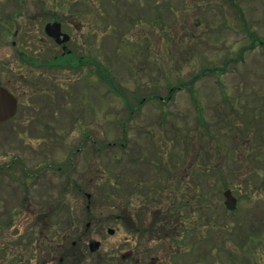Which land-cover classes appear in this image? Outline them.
<instances>
[{
    "label": "rangeland",
    "instance_id": "1",
    "mask_svg": "<svg viewBox=\"0 0 264 264\" xmlns=\"http://www.w3.org/2000/svg\"><path fill=\"white\" fill-rule=\"evenodd\" d=\"M20 1L30 12L0 0V84L28 82L29 92L0 124L3 231L78 236L80 264H113L139 241L137 253L149 246L172 264L168 240L147 229L167 217L163 198L175 189L195 197L192 214H174L192 219L180 264H264V0ZM61 1L62 21L96 25L99 36L75 47L87 57L81 68L54 69L67 78L57 96L49 67L24 64L18 49L52 47L45 11ZM93 62L120 92L96 78ZM226 188L234 209L223 203ZM129 228L144 232L131 238ZM90 239L100 241L92 253ZM68 247L44 254L76 264L80 252Z\"/></svg>",
    "mask_w": 264,
    "mask_h": 264
},
{
    "label": "flooded vegetation",
    "instance_id": "2",
    "mask_svg": "<svg viewBox=\"0 0 264 264\" xmlns=\"http://www.w3.org/2000/svg\"><path fill=\"white\" fill-rule=\"evenodd\" d=\"M77 2H81V0H77ZM18 5L15 7L17 12L20 13H26L30 11H25V7L23 5H20L22 3L20 0H17ZM63 5L56 6L54 9L55 11H45V12H51V20L46 21L43 25V32L45 34V37L43 38L48 42H52V47L45 49L41 48L40 51L38 49V52L33 54L29 50H19L18 54L21 58V60H24V64L27 65H44L46 67H49V75H51L53 78L50 79L52 83V88L55 91L53 93L54 95H62V91L64 90V87H66V79L65 77L61 75H57L55 72V68L61 67V68H73L78 69L81 68L83 62H87V57L83 55L82 50L80 51L78 48L75 49L76 46L82 47L84 49V45L91 42L92 44L96 43L98 40V28L95 25H90L86 22H73L71 20L62 21L63 16L60 15V13H67L65 10L67 9V3L66 1H61ZM68 4V3H67ZM66 6V7H65ZM77 8V7H76ZM69 14H78L77 10H72L68 12ZM80 13H83L82 11ZM79 13V14H80ZM47 23H51L55 26L56 23L59 25H56L55 27L50 26L47 29H45V25ZM91 26V30H90ZM67 27V28H65ZM23 37H21L22 42L25 38L26 31L22 33ZM32 36H34L32 34ZM43 39L40 38V46H42ZM91 40V41H89ZM21 42L20 45H23ZM43 42V43H45ZM14 44V42H13ZM18 46L16 45V48ZM45 50V51H44ZM40 52H44L43 54H40ZM81 52L82 54H79ZM25 66V65H24ZM95 66V67H94ZM93 68H95V75L96 78L98 77V62H93ZM22 77H24V73L21 74ZM37 82H40L42 84H46L48 80L42 76L39 78H36ZM53 81V82H52ZM28 82H23L18 84L17 86L12 89L8 88L10 92L14 95V97L17 100V110L16 113L12 118H14L18 114L19 106L21 105V100L25 99L26 96H28L29 92L26 91L25 86ZM47 89V87L43 88ZM37 89H32L33 93ZM48 97V96H47ZM21 114V113H20ZM178 182H181L180 176L176 177ZM174 179V178H173ZM178 195L177 191L174 190L173 193H168V198L166 199L165 195L163 198V201H165V210L167 217H163V220L157 221L154 219L153 221L149 222V228L147 229V232L155 235L156 237H152L151 239H160L161 238L168 240V247H167V257L173 258L172 264H180V251H178V244L181 242V238L185 235L189 236V232L192 231V219L190 217L186 218V220L178 221L179 216L174 214H182V209L185 207L190 208L191 214H192V205L193 200L195 197L192 195L191 197H176ZM223 200V203L226 207H229V204H225ZM235 207V206H234ZM232 207V208H234ZM175 211V212H174ZM178 212V213H177ZM36 215V214H35ZM32 217L34 214L31 215ZM178 216V217H177ZM130 223L134 221L133 215L129 210L128 216H126ZM115 220H123V217L121 215H117L115 217ZM132 222H131V221ZM121 224L124 225L123 221ZM133 226V224H131ZM129 227H132V226ZM30 229L28 231H23L22 235H20V231L15 230L13 232H10V234H7V231H3L4 229L1 227L0 224V264H53V259H50V256H46L44 254V250L48 249H54L57 247H64V245L69 246L68 248L70 250H76L77 252H80L78 256L76 257V264H80L81 261H83V258H79L81 255V248H80V237L74 236L73 238L68 235H61L59 236L56 233H51V237H47V239H41L38 236V233H36V230L29 226ZM167 228V229H166ZM109 234H112L115 232V228H108L107 229ZM144 232L143 230H136L129 228V235L131 238L133 237H141V233ZM129 235H125V242H129ZM57 238V240H55ZM56 241V242H54ZM140 242V241H139ZM138 243H134V245H131L129 247V251L125 252L121 255V258H118V261L113 257L110 258L111 263L113 264H125L127 260H129L128 264H160L161 258L160 255L154 256L152 254V250L150 247H146L143 245L141 250L137 253L138 249L140 248V245ZM84 243V242H83ZM100 246L99 240H89L88 242V248L92 252L96 251L97 248ZM154 250V248H153ZM42 251V255H41ZM49 251V250H48ZM38 252V253H37ZM50 252V251H49ZM163 252V250L161 251ZM166 253V252H165ZM68 255H71V252L68 253ZM57 258V257H56ZM66 256H59L56 264H66V261H64ZM107 261V260H106ZM171 264V263H169Z\"/></svg>",
    "mask_w": 264,
    "mask_h": 264
},
{
    "label": "water",
    "instance_id": "3",
    "mask_svg": "<svg viewBox=\"0 0 264 264\" xmlns=\"http://www.w3.org/2000/svg\"><path fill=\"white\" fill-rule=\"evenodd\" d=\"M58 24H55V26ZM54 25L47 24L46 29ZM16 110V99L13 95L4 87L0 86V123L5 119L11 117ZM226 197H229V193L226 192ZM233 202V200H232Z\"/></svg>",
    "mask_w": 264,
    "mask_h": 264
},
{
    "label": "trees",
    "instance_id": "4",
    "mask_svg": "<svg viewBox=\"0 0 264 264\" xmlns=\"http://www.w3.org/2000/svg\"><path fill=\"white\" fill-rule=\"evenodd\" d=\"M98 67H99L98 68L99 74L102 75V76H104L108 80V82L110 84H112L118 90V88L116 87V84L113 82V79L109 75H107V73L103 69L100 70V65Z\"/></svg>",
    "mask_w": 264,
    "mask_h": 264
}]
</instances>
